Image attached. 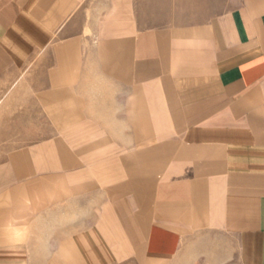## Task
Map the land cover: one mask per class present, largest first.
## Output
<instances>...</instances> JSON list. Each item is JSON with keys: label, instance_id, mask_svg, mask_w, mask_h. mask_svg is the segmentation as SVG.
<instances>
[{"label": "crops", "instance_id": "obj_1", "mask_svg": "<svg viewBox=\"0 0 264 264\" xmlns=\"http://www.w3.org/2000/svg\"><path fill=\"white\" fill-rule=\"evenodd\" d=\"M28 69L0 264H264V0H0Z\"/></svg>", "mask_w": 264, "mask_h": 264}, {"label": "rangeland", "instance_id": "obj_2", "mask_svg": "<svg viewBox=\"0 0 264 264\" xmlns=\"http://www.w3.org/2000/svg\"><path fill=\"white\" fill-rule=\"evenodd\" d=\"M22 72L25 70H18L11 75H15L16 80ZM32 74L31 69H28L27 86L19 82L15 85L14 79L9 84L0 85V163L7 159L15 147L47 136L42 133L41 122L51 119L37 117L36 92L30 81ZM38 113L41 114V110L38 109Z\"/></svg>", "mask_w": 264, "mask_h": 264}]
</instances>
